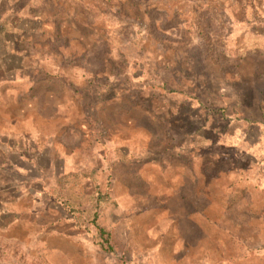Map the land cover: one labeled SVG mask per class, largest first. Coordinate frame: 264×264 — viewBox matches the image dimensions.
Masks as SVG:
<instances>
[{
    "label": "rangeland",
    "instance_id": "rangeland-1",
    "mask_svg": "<svg viewBox=\"0 0 264 264\" xmlns=\"http://www.w3.org/2000/svg\"><path fill=\"white\" fill-rule=\"evenodd\" d=\"M4 10L0 110L51 85L27 117L54 154L30 195L0 180V264H264V0Z\"/></svg>",
    "mask_w": 264,
    "mask_h": 264
},
{
    "label": "crops",
    "instance_id": "crops-1",
    "mask_svg": "<svg viewBox=\"0 0 264 264\" xmlns=\"http://www.w3.org/2000/svg\"><path fill=\"white\" fill-rule=\"evenodd\" d=\"M5 2H9V0H0V37L6 34L4 25L2 24L6 19ZM28 19H35V17H28ZM18 21L20 22L21 19ZM12 31H14V34L22 32L20 27L12 29ZM1 43L3 48L0 51V101H3L6 93L14 94L18 89H23L25 85L16 77L8 80L9 82H6L4 79L6 71L13 69L11 66L13 62L6 60V49L3 42ZM42 85L34 83L32 88L30 86L27 88V95L25 94L26 96L24 95L23 97H26L28 100L26 104L28 108L22 109L24 113L22 110H0V173L3 174L0 180H4L3 182H6L17 193L19 190L22 191L21 193L24 195H30L27 193L32 188H30V183H27V186L20 187L19 182L45 181L43 170L44 166L47 167V165H43L42 159L45 157L50 158L54 154V139L52 134L48 136L44 129L39 128V130L27 117L28 113H36L35 109L31 110V102H35L37 95L40 94L39 92L50 90L51 85L46 84V87ZM22 92L23 94L26 93L24 89ZM48 165L52 166L53 161H49ZM33 185L37 184L34 183ZM41 191L43 196H48L49 193L45 185L41 186Z\"/></svg>",
    "mask_w": 264,
    "mask_h": 264
},
{
    "label": "trees",
    "instance_id": "trees-1",
    "mask_svg": "<svg viewBox=\"0 0 264 264\" xmlns=\"http://www.w3.org/2000/svg\"><path fill=\"white\" fill-rule=\"evenodd\" d=\"M98 231H99L98 237L102 241V243L100 242V248H102V249L108 248L109 249L110 248L109 239H108L109 236L101 228H98Z\"/></svg>",
    "mask_w": 264,
    "mask_h": 264
}]
</instances>
